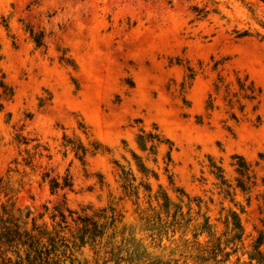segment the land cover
<instances>
[{
	"label": "rangeland",
	"instance_id": "rangeland-1",
	"mask_svg": "<svg viewBox=\"0 0 264 264\" xmlns=\"http://www.w3.org/2000/svg\"><path fill=\"white\" fill-rule=\"evenodd\" d=\"M235 70L260 101L212 106ZM141 130L163 142L142 150ZM262 152L264 0H0V176L17 207H47L49 222L56 207L106 209L103 242L184 262L220 240L226 264H250L260 236L264 253ZM97 258L86 245L75 264Z\"/></svg>",
	"mask_w": 264,
	"mask_h": 264
},
{
	"label": "trees",
	"instance_id": "trees-1",
	"mask_svg": "<svg viewBox=\"0 0 264 264\" xmlns=\"http://www.w3.org/2000/svg\"><path fill=\"white\" fill-rule=\"evenodd\" d=\"M242 74L240 70H235L233 73L235 81H227V78L219 73L209 103L213 106L215 98L221 96L230 109L238 108L243 111L246 101H260L261 87L248 74L244 76ZM232 116L236 118V112L233 111ZM138 138L139 145L144 151L148 149L149 141L163 142L160 134L146 133L145 130H141ZM102 146L98 141H92L94 152L101 150ZM82 148L86 154L88 150ZM137 156L138 159L140 156ZM238 157L244 160L241 162L247 166L245 159L242 156ZM260 157L264 159V152ZM138 166L143 173L147 169L143 161H138ZM123 179L129 194H135L139 188L134 183L136 178H132L134 181L129 176ZM56 183L58 184L57 181ZM7 188L0 176V264H75L78 261V253L86 245H91L95 250L98 256L96 264H226L232 255V252L227 250L228 246L220 240H212L206 244L197 243L195 247L197 254L193 261L184 262L153 256L142 244H137L134 248L116 245L114 237L103 242L107 236L108 216L101 212L108 210L103 209L100 211L101 214H81L73 219L75 211L67 209L70 213L68 215L63 207H56L54 214L50 216L52 221L49 222L45 220L49 208L45 207V211L36 212L30 207L24 209L17 207ZM3 195L8 197L4 201ZM157 198L169 200L166 192L162 197L158 194ZM234 214L235 227L239 230L237 234L241 235L243 226L239 215ZM69 216L72 217L73 224L69 221ZM262 244L263 236H260L253 245V253L249 257L250 264H264V253L260 249Z\"/></svg>",
	"mask_w": 264,
	"mask_h": 264
}]
</instances>
